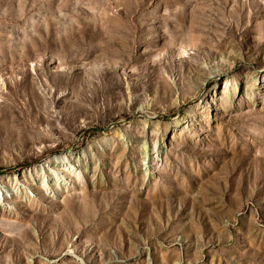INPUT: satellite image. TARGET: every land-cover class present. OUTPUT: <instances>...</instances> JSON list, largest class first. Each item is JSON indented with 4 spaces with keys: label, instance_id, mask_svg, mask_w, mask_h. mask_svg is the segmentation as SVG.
<instances>
[{
    "label": "rangeland",
    "instance_id": "374dc122",
    "mask_svg": "<svg viewBox=\"0 0 264 264\" xmlns=\"http://www.w3.org/2000/svg\"><path fill=\"white\" fill-rule=\"evenodd\" d=\"M0 264H264V0H0Z\"/></svg>",
    "mask_w": 264,
    "mask_h": 264
},
{
    "label": "bare ground",
    "instance_id": "6f19581e",
    "mask_svg": "<svg viewBox=\"0 0 264 264\" xmlns=\"http://www.w3.org/2000/svg\"><path fill=\"white\" fill-rule=\"evenodd\" d=\"M185 51H186V50H182V52H185ZM223 62H224L225 64H228V63H229L227 60H224ZM209 74H210V76H211V75H217L218 72H216V71H210ZM210 76H208V77H210ZM211 77H212V76H211ZM148 155H149L148 160L150 161L151 164H153L154 159H155V157H156V155H157L156 150H155V149L148 150ZM156 159H157V158H156Z\"/></svg>",
    "mask_w": 264,
    "mask_h": 264
}]
</instances>
